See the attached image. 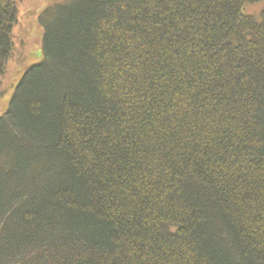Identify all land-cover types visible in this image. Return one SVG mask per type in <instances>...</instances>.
I'll return each mask as SVG.
<instances>
[{"label":"trees","instance_id":"1","mask_svg":"<svg viewBox=\"0 0 264 264\" xmlns=\"http://www.w3.org/2000/svg\"><path fill=\"white\" fill-rule=\"evenodd\" d=\"M262 1L38 13L0 115V264H264ZM22 19L0 0V85Z\"/></svg>","mask_w":264,"mask_h":264},{"label":"rangeland","instance_id":"2","mask_svg":"<svg viewBox=\"0 0 264 264\" xmlns=\"http://www.w3.org/2000/svg\"><path fill=\"white\" fill-rule=\"evenodd\" d=\"M19 8L23 18L31 14L35 19L27 21L22 19L21 27L14 30V35H17L15 39V51L18 53L17 57H13L8 61V67L4 79L0 85V115L6 109V106L10 100V97L14 91L21 73L30 64L35 63L42 59L43 46H42V27L35 23L38 13L49 5L54 3L63 2L65 0H18ZM263 3H247L244 9L245 13L253 15L256 19H261ZM34 24V25H33ZM23 44L21 45V43ZM26 44V49L24 45ZM25 49L23 54L20 56L21 49ZM25 53V55H24ZM20 57V60H19ZM22 62V64H21ZM13 85V87H12Z\"/></svg>","mask_w":264,"mask_h":264}]
</instances>
